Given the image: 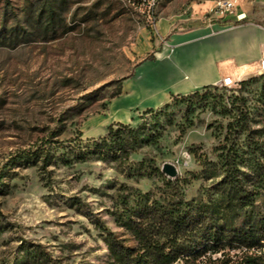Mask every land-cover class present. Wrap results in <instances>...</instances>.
<instances>
[{
    "label": "rangeland",
    "instance_id": "1",
    "mask_svg": "<svg viewBox=\"0 0 264 264\" xmlns=\"http://www.w3.org/2000/svg\"><path fill=\"white\" fill-rule=\"evenodd\" d=\"M203 2L214 5L212 0H0V264H115L106 237L136 254L140 243L116 213L139 191L150 193V204L158 209L196 199L201 209L221 215L195 216L178 240L195 249L174 264H264L259 69L232 87L201 88L206 95L185 102L172 97L168 108L122 121L157 128L126 163L69 155L71 147L82 148L119 122L111 120L113 98L140 61L162 47L155 21L191 18L192 8ZM50 9L54 20L47 18ZM233 100L247 115L244 130L234 121ZM45 142L52 156L45 169L42 160L21 161L22 151ZM165 163L176 165L177 176L163 172ZM234 163L246 195L236 207L234 228L248 229L253 214L256 238L240 240L227 226L232 210L220 199L221 182ZM158 211L151 219L161 218ZM207 231L222 240L203 239ZM168 234L151 221V243L171 245Z\"/></svg>",
    "mask_w": 264,
    "mask_h": 264
},
{
    "label": "crops",
    "instance_id": "2",
    "mask_svg": "<svg viewBox=\"0 0 264 264\" xmlns=\"http://www.w3.org/2000/svg\"><path fill=\"white\" fill-rule=\"evenodd\" d=\"M244 18L249 21L233 24ZM153 30L162 47L126 78L111 102L112 121H133L136 114L164 105L173 95L219 85L226 75L236 80L256 75L264 57V0H241L223 19L160 17Z\"/></svg>",
    "mask_w": 264,
    "mask_h": 264
},
{
    "label": "trees",
    "instance_id": "3",
    "mask_svg": "<svg viewBox=\"0 0 264 264\" xmlns=\"http://www.w3.org/2000/svg\"><path fill=\"white\" fill-rule=\"evenodd\" d=\"M49 20H54V12L50 9L46 12ZM249 20L244 18L239 21H234V25L245 24ZM154 54H151L147 59H153ZM218 85H207L203 88L208 90L209 88H218ZM204 96L206 93L195 90L189 94L173 95V100L177 101H190L197 96ZM236 101L233 100V108L238 112L234 118L237 126L240 125L241 130H244V123L247 119V115L240 109L238 105H234ZM171 103L167 102L164 107L168 108ZM223 107L227 109L226 103ZM234 109V110H235ZM152 112L153 108L147 109ZM230 126H232L230 124ZM232 128V127H231ZM156 124L153 126L144 124L139 126H132L128 123L116 122L108 127L107 133L97 139L88 140L84 145L78 147H71V153L69 155L84 160L85 158H95L99 160H119L120 162H127L131 154L143 144L152 140L156 132ZM185 131V129H183ZM47 142L40 145L34 150H24L20 153L19 158L24 162H38L42 160L43 168L47 166L48 162L52 161L50 151L45 148ZM233 171L235 173H233ZM240 169L236 167L234 163L232 169L228 167L225 170L221 184L225 186L220 192V199L225 201V205L230 208V223L227 225L235 235L239 236L240 240H247L248 238H256L258 235L255 234L256 230V217L250 214V223L248 229L243 230L242 228H234V218L236 217V207L238 202L241 203L246 196L242 189L238 185ZM3 176V175H2ZM0 175V178L2 177ZM217 201V200H216ZM151 202L150 193L138 192L136 198L133 199V203L130 205L127 201L126 206L121 212H117L118 219L121 225L130 229L138 239L140 243V251L135 254V250L130 247L120 245L116 247L114 239L106 237V242L109 244L110 251L114 257L115 264H174L178 259L182 258L184 253L188 250H194V247H188L178 242L180 233L192 224V220L195 216H200L205 220H210L213 215L221 217L218 213H212L209 208L201 209L200 203L196 199L185 200L181 199L178 202L170 203L168 206H161L159 209L154 207ZM216 203V202H215ZM211 205V204H210ZM209 205V206H210ZM153 207L155 209H153ZM159 210L160 217H153L151 219L150 214L153 211ZM216 212V211H215ZM150 218V219H149ZM201 218V219H202ZM150 220V221H149ZM156 220L163 228L169 231V242L171 245L166 243H151L149 232L151 228V221ZM254 222V223H252ZM206 234V235H205ZM217 239L216 241L222 240L217 237V232L207 231L202 235L203 239L207 241L211 238ZM200 244L196 245L198 248Z\"/></svg>",
    "mask_w": 264,
    "mask_h": 264
},
{
    "label": "built area",
    "instance_id": "4",
    "mask_svg": "<svg viewBox=\"0 0 264 264\" xmlns=\"http://www.w3.org/2000/svg\"><path fill=\"white\" fill-rule=\"evenodd\" d=\"M241 0H217L215 5H208L206 2L199 4L198 8H192L191 14L194 16H202L203 18L215 17L223 19L235 12L240 6ZM259 71L264 72V57L259 61ZM237 80L230 75L224 76L219 85L221 87H232Z\"/></svg>",
    "mask_w": 264,
    "mask_h": 264
},
{
    "label": "water",
    "instance_id": "5",
    "mask_svg": "<svg viewBox=\"0 0 264 264\" xmlns=\"http://www.w3.org/2000/svg\"><path fill=\"white\" fill-rule=\"evenodd\" d=\"M162 170L169 177H175L178 174V169L173 163H165Z\"/></svg>",
    "mask_w": 264,
    "mask_h": 264
},
{
    "label": "bare ground",
    "instance_id": "6",
    "mask_svg": "<svg viewBox=\"0 0 264 264\" xmlns=\"http://www.w3.org/2000/svg\"><path fill=\"white\" fill-rule=\"evenodd\" d=\"M260 73L264 74V72L259 71Z\"/></svg>",
    "mask_w": 264,
    "mask_h": 264
}]
</instances>
